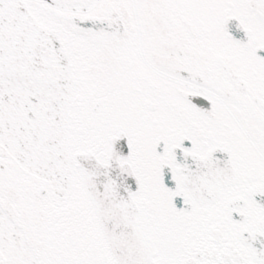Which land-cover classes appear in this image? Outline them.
I'll return each instance as SVG.
<instances>
[{
    "label": "snow or ice",
    "instance_id": "obj_1",
    "mask_svg": "<svg viewBox=\"0 0 264 264\" xmlns=\"http://www.w3.org/2000/svg\"><path fill=\"white\" fill-rule=\"evenodd\" d=\"M0 264H264V0H0Z\"/></svg>",
    "mask_w": 264,
    "mask_h": 264
}]
</instances>
